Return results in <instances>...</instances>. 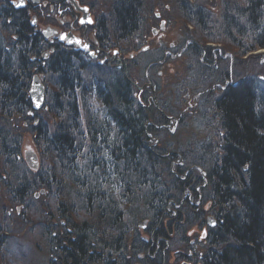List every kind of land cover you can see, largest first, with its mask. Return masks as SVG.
<instances>
[{"label":"trees","instance_id":"trees-1","mask_svg":"<svg viewBox=\"0 0 264 264\" xmlns=\"http://www.w3.org/2000/svg\"><path fill=\"white\" fill-rule=\"evenodd\" d=\"M141 2L115 0L108 18L102 14L106 46L138 32ZM187 10L192 12L185 10V16L197 29L207 27L202 10ZM29 22L25 11L0 6V118L32 122L25 132L47 163L18 191L23 199L33 188L54 190L51 196L59 202L56 213L66 219L67 227L52 238L57 264L148 263L139 255L151 244L131 234L138 219L147 218L146 233L155 231L154 238L163 239L169 235L181 239L179 230L193 221L203 226L198 206L185 202L181 207L186 192L197 201L203 195L214 221L207 226V248L197 264H264V86L254 80L226 85L210 99L206 112L195 114L200 138L187 143L185 152L168 151L167 146L150 143L149 135L158 126L154 122L165 121L152 106V90L137 100L122 70L94 65L62 46L46 59L42 49L48 47ZM221 24L217 30L240 56L264 48V0H242L232 14H224ZM192 48L195 73L223 81L228 70L217 72L213 58L217 51ZM33 71L49 75L53 87L48 92L49 111L55 122L32 121L36 111L28 90ZM98 71L103 76L94 75ZM9 133L0 126V154L5 161L19 158L20 138ZM176 156L181 165L173 171ZM190 169L200 174H188ZM75 200L81 205L76 206ZM175 205H180L177 215L171 209ZM79 210L96 217L71 222ZM164 244L160 242L162 248ZM156 262H163L160 255Z\"/></svg>","mask_w":264,"mask_h":264},{"label":"rangeland","instance_id":"rangeland-1","mask_svg":"<svg viewBox=\"0 0 264 264\" xmlns=\"http://www.w3.org/2000/svg\"><path fill=\"white\" fill-rule=\"evenodd\" d=\"M90 1L94 5V10L102 12L106 18L109 15L108 9L111 8L112 2H115V0ZM240 2L242 0H142L140 4L142 21L137 29L138 32L119 41L117 46L122 55L129 59L127 68L120 70L131 82L135 99L139 100L140 95L142 97L143 93L149 94L148 90H152L155 96L152 106L164 116V123L158 119L154 122L158 126L163 123L166 128L156 127V132L149 135L151 146H160V148L167 146L168 151L185 152L183 149L186 148V144L197 136L200 138L201 135L200 130L195 131L198 128L195 127L198 121L197 115L209 109L210 99L216 98L226 85L240 80H254L255 85L260 88L264 86V48L257 47L247 55L240 56L221 31L217 30L222 26L221 20L224 14H232L233 8ZM190 8L202 10L208 20L207 27L201 28L202 31L185 16V10L187 13L192 12L187 10ZM195 46L208 48L204 50L205 53L213 54V51H217L213 55L219 65L217 72L223 74L222 70L225 69L223 67L228 70L223 81L195 73L196 56L191 52L192 47ZM143 48L145 50H142ZM46 50L45 47L42 52ZM132 53L133 57L129 58L128 56ZM34 75L40 78L44 87V107L36 111L32 121L55 122L57 119L49 111L48 92L53 88L49 75L33 71L30 83ZM94 75L103 76L99 71ZM192 88H195L196 93L192 92ZM91 101H93L92 98ZM82 116V123H84L83 112ZM173 118L179 120L175 122ZM31 123L28 120L22 122L17 119L8 122L0 118V126L4 127L7 133L10 132V136L20 138L17 160L5 161L0 154V264H57L58 254L55 248L51 247L52 238L62 235L64 228H67L64 226L66 219L59 217L56 213L59 202H55L51 196L54 190L49 194L42 188H33L23 199L21 198L23 193L18 191L21 183L31 182L34 179L33 173L38 171L39 167H44L46 162L33 143L32 136L25 132ZM26 150H32L36 154L38 158L36 170L26 165L24 160ZM176 157L178 159L170 167L173 171L175 167H178L177 165H181L179 160L181 157ZM190 172L198 173L195 169H190L188 174ZM61 189L60 185L59 190ZM66 191L67 189H64L63 192ZM180 200L181 207L183 203L188 202L203 211V226L193 221L183 231L180 229L181 245H178L179 239L174 238L168 248V252L177 249L180 252L175 256H172L173 253L170 254L167 262L168 264H190L189 260L191 264H197V257L207 248L206 236H203L207 232V219L212 216L208 209L211 204L204 199L203 195L198 201L195 200L190 192H186ZM65 201L66 204L72 205L71 200L65 199ZM75 203H77L76 206L81 205L76 200ZM138 206H141L140 200ZM177 207L175 205L171 208L174 215L178 214ZM138 208L143 210L142 207ZM179 215L183 216L181 213ZM94 217L96 215H88L84 210H79L72 214L70 221L77 223ZM148 223L147 218L138 219L136 229L131 231V234H136L140 238L147 237Z\"/></svg>","mask_w":264,"mask_h":264},{"label":"flooded vegetation","instance_id":"flooded-vegetation-1","mask_svg":"<svg viewBox=\"0 0 264 264\" xmlns=\"http://www.w3.org/2000/svg\"><path fill=\"white\" fill-rule=\"evenodd\" d=\"M18 3H20V0H0L1 7L7 6L14 11L26 12V16L30 20L29 25L48 47L45 51V56L49 52H53L57 46H62L73 52L81 53L94 65L105 66L108 69L125 70L127 68V60L129 59H126L122 55L118 46L113 44L109 46L105 45L102 30L103 13L94 10V5L90 0H23L22 7H17ZM85 8L88 10L84 11ZM89 18L92 21L91 23H80L81 19L87 21ZM46 29L51 31V36H45ZM65 34L72 39L71 43L67 39L62 40L60 38ZM76 40H79L81 43L77 44ZM85 44L88 47L83 50L85 48L83 45ZM132 55L130 54L128 57L132 58ZM173 120L176 122L179 119L173 118ZM158 127L166 128V125L161 124ZM154 234L155 231L147 234V237L144 238V241L149 242L151 245L144 254L139 255L140 259H146L148 263L141 261L133 264H158L156 260L159 258V255L163 261L161 264H168L169 262L167 261H169L170 254L173 253L172 256L179 254L180 250L178 249L168 252L171 241L176 237L168 234L170 237L168 239H163L162 237L154 238ZM206 234L207 232L203 237ZM161 241L166 242V246L163 248L159 245ZM178 241L180 243L178 245H181V239ZM170 260L172 261V259ZM188 262L191 264L189 260Z\"/></svg>","mask_w":264,"mask_h":264},{"label":"water","instance_id":"water-1","mask_svg":"<svg viewBox=\"0 0 264 264\" xmlns=\"http://www.w3.org/2000/svg\"><path fill=\"white\" fill-rule=\"evenodd\" d=\"M52 33L49 29H46L45 31V36H51ZM85 50V48L83 49ZM142 50H145V48H143ZM28 94H29V98L32 104V110L33 111H37L39 110L44 102V87L41 83V80L38 76L34 75L32 77L31 83H30V87L28 90ZM42 98V100H41ZM37 102H40L41 106L39 108H37L35 105ZM24 160L26 162V165L32 169V170H36L38 167V158L36 156V154L32 151V150H26L24 152ZM213 219L211 217H208L207 219V225L209 227H212L214 225L213 223Z\"/></svg>","mask_w":264,"mask_h":264},{"label":"snow or ice","instance_id":"snow-or-ice-1","mask_svg":"<svg viewBox=\"0 0 264 264\" xmlns=\"http://www.w3.org/2000/svg\"><path fill=\"white\" fill-rule=\"evenodd\" d=\"M16 6H17V7H22V6H23V0H20V3H18ZM87 10H88L87 8L84 9V11H87ZM86 22H87V23H91L92 21H91L90 18H89L87 21H85L84 19H81V20H80V23H81V24H84V23H86ZM33 23H35V21H33ZM60 38H61L62 40L67 39L69 43L72 42V39H71L70 37H68L67 34L62 35ZM75 42H76L77 44L81 43L79 40H76ZM83 46L85 47V49H87V47H88V45H86V44L83 45ZM41 100H42V98H41ZM35 106H36L37 108H39V107L41 106L40 102H37ZM213 223H214V222H213ZM201 238H203V237H201Z\"/></svg>","mask_w":264,"mask_h":264},{"label":"bare ground","instance_id":"bare-ground-1","mask_svg":"<svg viewBox=\"0 0 264 264\" xmlns=\"http://www.w3.org/2000/svg\"><path fill=\"white\" fill-rule=\"evenodd\" d=\"M264 52V51H263ZM133 54V53H132ZM232 85H233V83H232Z\"/></svg>","mask_w":264,"mask_h":264}]
</instances>
